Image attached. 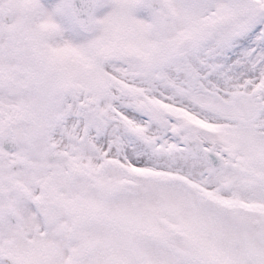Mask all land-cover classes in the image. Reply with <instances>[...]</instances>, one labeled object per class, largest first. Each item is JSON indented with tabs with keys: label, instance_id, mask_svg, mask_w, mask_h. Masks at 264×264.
<instances>
[{
	"label": "snow or ice",
	"instance_id": "6c2138e0",
	"mask_svg": "<svg viewBox=\"0 0 264 264\" xmlns=\"http://www.w3.org/2000/svg\"><path fill=\"white\" fill-rule=\"evenodd\" d=\"M0 264H264V0H0Z\"/></svg>",
	"mask_w": 264,
	"mask_h": 264
}]
</instances>
